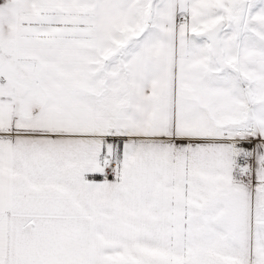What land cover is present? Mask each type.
I'll list each match as a JSON object with an SVG mask.
<instances>
[{
  "label": "snow or ice",
  "instance_id": "snow-or-ice-1",
  "mask_svg": "<svg viewBox=\"0 0 264 264\" xmlns=\"http://www.w3.org/2000/svg\"><path fill=\"white\" fill-rule=\"evenodd\" d=\"M0 264H264V0H0Z\"/></svg>",
  "mask_w": 264,
  "mask_h": 264
}]
</instances>
